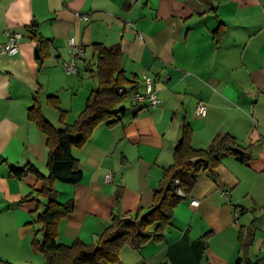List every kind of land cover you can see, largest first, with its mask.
I'll use <instances>...</instances> for the list:
<instances>
[{"label": "crops", "instance_id": "obj_1", "mask_svg": "<svg viewBox=\"0 0 264 264\" xmlns=\"http://www.w3.org/2000/svg\"><path fill=\"white\" fill-rule=\"evenodd\" d=\"M14 31L21 33L18 52L0 51V264L46 260L32 243L42 238L35 219L46 199L39 196L38 209L30 198L44 180L11 170L32 165L49 174L47 138L28 108L39 92L52 124L73 122L98 86L95 42L120 45L124 73L135 79L126 87L134 88L119 119L98 125L73 149L81 179L53 182L57 199L73 202L58 221L57 241L93 243L113 215L147 212L187 122L195 147L229 133L249 161L222 155L218 167L199 173L175 205L162 240L122 247L115 264H235L243 254H264L259 238L254 242L255 219L241 220L247 208L238 192L247 176H264V0H0V45ZM72 36L83 50L78 71L68 74L64 62ZM144 75L160 99L154 107L132 98L133 91H145ZM50 95L58 97L61 118ZM198 102L207 105L205 116L194 113ZM109 173L112 180L106 181ZM240 236L251 238L246 250Z\"/></svg>", "mask_w": 264, "mask_h": 264}, {"label": "trees", "instance_id": "obj_2", "mask_svg": "<svg viewBox=\"0 0 264 264\" xmlns=\"http://www.w3.org/2000/svg\"><path fill=\"white\" fill-rule=\"evenodd\" d=\"M222 31H216L215 36ZM41 43L36 34L32 36ZM93 47L97 53L96 75L98 86L91 90L85 106L78 117L71 123L55 126L42 112L39 92L33 96V103L28 108V117L35 121L39 129L46 135L48 147L47 168L49 174L43 175L36 167L13 168L15 176L32 172L44 184L31 199L38 201V209L45 198L43 208L37 212L35 221L41 223L37 230L42 238L34 237L33 248L44 254L43 264H115L120 261V250L128 245L138 249L151 241H160L166 229L172 224L173 208L183 197L178 193L181 188L187 193L194 185L199 173L215 170L222 155L230 154L240 162L246 163L250 154L240 149L235 136L229 133L217 134L207 147H195L191 142L192 129L187 122L182 123L180 139L173 150V161L163 168L161 185L153 192L149 210L125 216L113 215L110 223L98 236L95 242L86 243L75 239L69 244L59 243L58 221L72 211L73 202H60L53 186L55 180L65 183H76L81 179L82 171L73 149L84 145L91 137L93 130L100 124L110 126L124 113L120 106L132 85L134 78L129 79L122 68L123 52L119 44L106 46L95 42ZM123 86V93L117 88ZM48 101L58 109L60 118L63 110L60 108L56 95L47 97ZM178 180V182H176ZM141 210V209H140ZM251 238L240 236V248L246 250ZM235 264H264V254L251 259L246 254L239 256Z\"/></svg>", "mask_w": 264, "mask_h": 264}, {"label": "built area", "instance_id": "obj_3", "mask_svg": "<svg viewBox=\"0 0 264 264\" xmlns=\"http://www.w3.org/2000/svg\"><path fill=\"white\" fill-rule=\"evenodd\" d=\"M84 20H87L89 15L87 13L80 14ZM138 37L142 38L141 33H139ZM21 38V33L18 31L11 32L8 35V39L5 43L0 45V51L6 54H15L19 50V39ZM68 45L70 50V57L68 60L64 62V69L68 74H75L78 71L77 58L78 55L82 52V47L76 44L75 38L69 37ZM145 81V91H133L132 98L136 102L145 103L148 106H156L160 99L158 98L156 92L152 86V78L150 76L144 75ZM125 88L123 86H119L117 88L118 93H123ZM194 113L198 116H205L207 113V105L204 102H198L195 106ZM106 181L112 180V173H109L105 176ZM178 182V180H176ZM178 193L181 196H185V192L178 188ZM222 194H227V191H222ZM198 203L197 200H192L191 204L196 205Z\"/></svg>", "mask_w": 264, "mask_h": 264}, {"label": "rangeland", "instance_id": "obj_4", "mask_svg": "<svg viewBox=\"0 0 264 264\" xmlns=\"http://www.w3.org/2000/svg\"><path fill=\"white\" fill-rule=\"evenodd\" d=\"M80 68L81 73L86 77L87 72L83 63H80ZM124 102L127 103V98H125ZM238 192L239 196L242 197L241 205L247 208L242 213L241 220L253 221L255 219V227L253 228L255 230L254 242L259 238L258 248L259 246L264 248V176H247L239 187Z\"/></svg>", "mask_w": 264, "mask_h": 264}, {"label": "water", "instance_id": "obj_5", "mask_svg": "<svg viewBox=\"0 0 264 264\" xmlns=\"http://www.w3.org/2000/svg\"><path fill=\"white\" fill-rule=\"evenodd\" d=\"M35 53H36V57H39V55H38V47L36 48Z\"/></svg>", "mask_w": 264, "mask_h": 264}]
</instances>
